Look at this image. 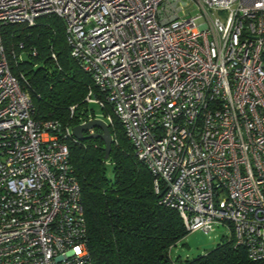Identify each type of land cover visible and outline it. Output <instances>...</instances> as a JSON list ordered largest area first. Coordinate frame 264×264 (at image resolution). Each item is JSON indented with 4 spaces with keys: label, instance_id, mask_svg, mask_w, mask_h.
I'll return each mask as SVG.
<instances>
[{
    "label": "built area",
    "instance_id": "2783aa9c",
    "mask_svg": "<svg viewBox=\"0 0 264 264\" xmlns=\"http://www.w3.org/2000/svg\"><path fill=\"white\" fill-rule=\"evenodd\" d=\"M51 16L97 91L79 124L109 127L110 108L186 231L225 225L264 260V0H0V264H92L79 139L34 117L1 33Z\"/></svg>",
    "mask_w": 264,
    "mask_h": 264
},
{
    "label": "trees",
    "instance_id": "16d2710c",
    "mask_svg": "<svg viewBox=\"0 0 264 264\" xmlns=\"http://www.w3.org/2000/svg\"><path fill=\"white\" fill-rule=\"evenodd\" d=\"M1 33L10 70L17 77L23 75L36 119L76 126L94 110L84 99L89 89L97 91L90 75L70 56L60 19L43 17L33 26L7 24ZM20 43L24 49L19 48ZM32 49L35 55H31ZM108 109L113 118L109 125L113 141L107 159L100 138L68 140L92 264H264L235 245L232 234L203 255L172 260L169 249L189 232L177 210L159 204L152 174ZM94 133L101 131L95 128Z\"/></svg>",
    "mask_w": 264,
    "mask_h": 264
},
{
    "label": "rangeland",
    "instance_id": "374dc122",
    "mask_svg": "<svg viewBox=\"0 0 264 264\" xmlns=\"http://www.w3.org/2000/svg\"><path fill=\"white\" fill-rule=\"evenodd\" d=\"M108 175H111L110 167L107 168ZM230 236V230L225 225H216L214 230L204 232L197 230L188 233L182 240L169 249V257L172 260L184 261L192 259L213 249L222 239Z\"/></svg>",
    "mask_w": 264,
    "mask_h": 264
},
{
    "label": "water",
    "instance_id": "95a60500",
    "mask_svg": "<svg viewBox=\"0 0 264 264\" xmlns=\"http://www.w3.org/2000/svg\"><path fill=\"white\" fill-rule=\"evenodd\" d=\"M98 128L100 129L101 133H93L89 135H85V132ZM73 135L80 140L83 139H89V138H100L104 142V151L105 155L104 158L107 159L109 156V153L111 151V145H112V136L109 130L108 125L101 119H93L87 121L85 124H79L76 126H73L72 128Z\"/></svg>",
    "mask_w": 264,
    "mask_h": 264
}]
</instances>
